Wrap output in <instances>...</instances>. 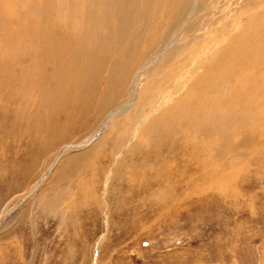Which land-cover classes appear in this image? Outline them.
Listing matches in <instances>:
<instances>
[{
    "label": "rangeland",
    "instance_id": "374dc122",
    "mask_svg": "<svg viewBox=\"0 0 264 264\" xmlns=\"http://www.w3.org/2000/svg\"><path fill=\"white\" fill-rule=\"evenodd\" d=\"M213 1L215 11L206 17L198 13L208 19L205 32L211 19H219L221 27L235 16L231 33L237 34L264 12V0ZM162 2L174 6L171 0ZM0 5L11 27L18 16L13 0ZM37 21L30 26L35 38ZM210 46L204 61L216 47ZM194 65L172 60L164 70L146 71L139 89L146 97L139 98L143 91L136 94L144 112L152 111L163 94H173L150 120L179 101L184 88L180 84L171 92V85L199 75L203 67ZM176 66L185 72L172 76ZM140 104L117 116L108 110L100 118L89 117L84 120L89 129H75L47 152L26 143L31 133L22 134V127L0 126V264H264V121L253 133H236L223 150L209 141L207 150L195 152L196 143H190L186 155L178 150L179 141H171L165 145L175 151L170 170L168 151L153 161L161 149L152 146L150 136L139 143V132L150 121L139 125L143 115L133 112ZM206 157L215 161L204 170L200 163Z\"/></svg>",
    "mask_w": 264,
    "mask_h": 264
},
{
    "label": "bare ground",
    "instance_id": "6f19581e",
    "mask_svg": "<svg viewBox=\"0 0 264 264\" xmlns=\"http://www.w3.org/2000/svg\"><path fill=\"white\" fill-rule=\"evenodd\" d=\"M159 1L13 0L18 16L11 27L0 10V126L6 130L14 126L13 131L22 127V134L31 133L26 143L47 152L70 138L75 129H89L84 122L89 117L100 118L108 110L117 116L140 104L136 94L143 91L139 98L146 97L139 89L149 69L157 72L172 60H189L203 70L192 81L183 76L171 85V92H177L180 84L184 88L175 105L149 119L157 106L172 100L173 94L167 93L150 112L143 111L142 103L132 110L136 115L142 113L141 127L150 120L138 130L139 143L150 136L152 146L161 149L152 160L164 149L170 153L173 170L170 160L175 151L171 144L165 146L171 141H179L178 150L187 155L190 143H196L189 145L195 152L207 150L209 141L223 150L236 133H253L264 121V12L237 34L231 33L235 16L221 27L219 19L212 22L210 18L205 32L208 19H199L198 13H212L218 8L217 1L171 0L172 8ZM248 1L253 0L245 4ZM35 19L36 38L30 33ZM198 37L201 40L190 46ZM212 43L216 47L204 61L203 52ZM173 69L172 76L185 72L178 66ZM187 81L190 84L185 87ZM35 157L31 158L33 165ZM214 161L206 157L200 166L212 168Z\"/></svg>",
    "mask_w": 264,
    "mask_h": 264
}]
</instances>
